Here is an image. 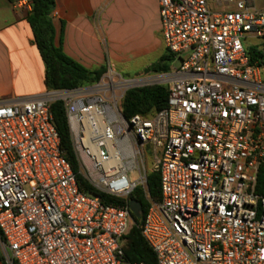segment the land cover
<instances>
[{
  "label": "built area",
  "instance_id": "1",
  "mask_svg": "<svg viewBox=\"0 0 264 264\" xmlns=\"http://www.w3.org/2000/svg\"><path fill=\"white\" fill-rule=\"evenodd\" d=\"M157 1L164 48L177 67L145 78L106 69L95 83L0 100L5 264H144L126 262L122 249L132 225L128 197L137 187L148 198L140 233L157 264H264V192H257L264 66L251 64L243 45L264 37V8L254 0H211L223 10L212 12L209 0ZM151 85L167 88L166 107L125 119V92ZM55 102L90 184L127 199L124 206L79 189L53 125ZM148 146L159 201L149 199L137 162ZM134 170L137 181L129 178Z\"/></svg>",
  "mask_w": 264,
  "mask_h": 264
},
{
  "label": "crops",
  "instance_id": "2",
  "mask_svg": "<svg viewBox=\"0 0 264 264\" xmlns=\"http://www.w3.org/2000/svg\"><path fill=\"white\" fill-rule=\"evenodd\" d=\"M17 2L0 0V100L46 90L44 66L26 22L30 8H17ZM54 2L55 42L88 70L103 67L120 74L157 45L165 51L157 0ZM0 264H5L1 253Z\"/></svg>",
  "mask_w": 264,
  "mask_h": 264
},
{
  "label": "trees",
  "instance_id": "3",
  "mask_svg": "<svg viewBox=\"0 0 264 264\" xmlns=\"http://www.w3.org/2000/svg\"><path fill=\"white\" fill-rule=\"evenodd\" d=\"M30 11L26 22L31 30L34 45L44 66V86L46 90L72 89L97 82L106 72L101 67L98 70H88L66 56L60 44L55 42V31L51 14L55 7L54 0H29ZM250 63L264 66V49L258 47L246 48ZM171 55L165 50L159 60L145 70V74L165 73L170 70ZM167 102V88L161 85H151L132 88L125 92L119 104V110L125 119L134 116L149 117L163 110ZM53 125L60 139V148L70 164L79 189L89 195H97L106 205L124 206L127 199L112 198L97 192L80 171V166L73 149L69 128L61 103L50 105ZM146 193L150 200L159 201V176L151 172L146 176ZM257 192H264V163L259 167L257 177ZM128 200H134L141 205L142 213L139 219L132 218V225L123 237L122 249L124 259L128 263L157 264L152 250L141 236L140 225L148 208V198L141 187L134 189Z\"/></svg>",
  "mask_w": 264,
  "mask_h": 264
},
{
  "label": "rangeland",
  "instance_id": "4",
  "mask_svg": "<svg viewBox=\"0 0 264 264\" xmlns=\"http://www.w3.org/2000/svg\"><path fill=\"white\" fill-rule=\"evenodd\" d=\"M209 2V7L212 12L223 11L222 9L216 7L211 0ZM254 3L257 8H264V0H254ZM228 11H234L233 7H229ZM243 45L245 48L250 49L252 47H258L260 50L264 49V37L256 38V37H248L245 41H243ZM164 53V50L161 46L157 45L154 50L144 57L140 58L139 62L133 64L130 69L121 71L120 75L124 78H145L148 74H145V70L149 68L152 64L156 63L160 56ZM179 65L178 60L172 59L170 62V69L177 67ZM114 68V67H113ZM77 157V155H76ZM78 159V157H77ZM138 166L143 174L148 175L153 172L154 168V155L151 147H145L142 151V155L137 157ZM78 163L80 166L81 173L85 176V178L89 181L88 172L83 167L78 159ZM140 174L137 170L129 172V178L131 181L139 180Z\"/></svg>",
  "mask_w": 264,
  "mask_h": 264
},
{
  "label": "water",
  "instance_id": "5",
  "mask_svg": "<svg viewBox=\"0 0 264 264\" xmlns=\"http://www.w3.org/2000/svg\"><path fill=\"white\" fill-rule=\"evenodd\" d=\"M128 205H129V210H130L131 215L134 218L139 219L142 213L141 205L134 200H129Z\"/></svg>",
  "mask_w": 264,
  "mask_h": 264
}]
</instances>
